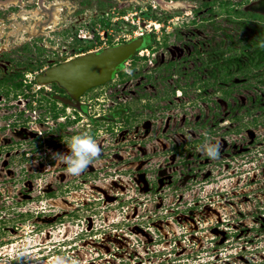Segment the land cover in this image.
Wrapping results in <instances>:
<instances>
[{
	"label": "rangeland",
	"instance_id": "1",
	"mask_svg": "<svg viewBox=\"0 0 264 264\" xmlns=\"http://www.w3.org/2000/svg\"><path fill=\"white\" fill-rule=\"evenodd\" d=\"M32 1L0 0L11 48L0 58L27 66L25 80L50 63L95 51L92 40L74 36L79 27L96 32L97 22L99 29L106 25L111 43L143 33L155 41L131 61V74L116 73L83 91L85 113L51 99L47 83L25 82L16 94L0 88V264H264V128L221 132V117L215 132L199 138L203 130L193 125L199 112L211 98L224 115V100L206 81L183 76L199 62L195 48L203 56L228 41V32L239 45L258 34L253 22L264 28L262 18L220 8L250 0H213L207 20L204 5L190 9L202 0H42L47 8ZM165 19L163 30L158 24ZM17 23L33 36L12 35ZM244 92L251 89L233 91L240 100ZM73 114L77 120L70 121ZM263 119L257 114V123ZM82 134L101 151L73 176L63 157L71 138ZM217 142L220 154L212 159L206 148Z\"/></svg>",
	"mask_w": 264,
	"mask_h": 264
},
{
	"label": "trees",
	"instance_id": "2",
	"mask_svg": "<svg viewBox=\"0 0 264 264\" xmlns=\"http://www.w3.org/2000/svg\"><path fill=\"white\" fill-rule=\"evenodd\" d=\"M89 1L90 0H78V3L80 5H86ZM97 2L98 4L104 3L102 0H98ZM220 5L227 13L233 11L234 14L238 16L246 15L252 17L259 15L260 18L264 19V14H257L241 8L232 10V8H228L224 4ZM257 25L259 24L253 22V27L258 29V34L246 37L245 41L239 45L235 44L232 39V34L228 32L226 33L229 38L228 41L223 44V40L220 39L216 44L206 49L203 56H200V51L197 48L194 49V53L198 54L199 62L195 64L194 68L189 69L186 73L184 72L183 76L190 74L192 77L190 81H195L196 79L201 82L206 81V83L212 86L213 91L216 89L220 91V97L224 100V115H221L223 110H221L219 103L211 98V103L207 105L206 112H199L198 118L193 122V125L201 127L203 130L200 132L199 138L202 136L203 132H215L216 128L220 126L219 121L221 117L224 119V123H222L223 128L220 130L221 132L223 130L227 132H236L241 126H245L247 129L251 126L250 128L252 130H255L258 125L264 128V119L257 123V114L264 115V28L260 26L257 27ZM176 38H179V35H176ZM149 41L148 44L142 45L140 48L150 46V44L155 41L152 34ZM190 57L192 58V56ZM132 58L134 60L138 59L135 55H133ZM174 64V61H169L165 65L171 67ZM130 69H132V67H130ZM201 71L205 73L202 77H200ZM115 72L121 74L122 71L118 69ZM32 81H34V79H32ZM21 83V71L9 73L1 72L0 74V88L4 91V94L8 90L16 94V89L19 90V93H22ZM47 84L50 87V91H47L48 96L54 100L58 99L61 103L63 102L62 104H65L66 101L62 99L59 93L64 90L53 81ZM174 87H177L176 84H174L172 88L174 89ZM244 88H250L251 92H244L243 100H240L238 95L233 93V91ZM36 89L42 90V87H37ZM68 98L66 94V99L68 100ZM32 100L33 99L30 97L27 98L24 105L26 107H31ZM38 106H40V103H38ZM46 107L47 106H43L42 111L47 110ZM47 108H49V106ZM83 110H85V108ZM73 111L78 113L77 109L73 108ZM52 115L54 116L55 113ZM77 116V114H73L70 121L77 120ZM244 116L246 117L245 120H243ZM56 123L64 126L63 121H56ZM254 138H256V136ZM249 141H251V139ZM245 149L247 150V148ZM191 153L194 154L195 152L192 151ZM186 162L188 161L184 158L182 160L183 165L186 164Z\"/></svg>",
	"mask_w": 264,
	"mask_h": 264
},
{
	"label": "water",
	"instance_id": "3",
	"mask_svg": "<svg viewBox=\"0 0 264 264\" xmlns=\"http://www.w3.org/2000/svg\"><path fill=\"white\" fill-rule=\"evenodd\" d=\"M143 40L144 35L140 34L124 42L105 45L99 50L80 53L45 68L34 79L38 83L53 81L67 94L68 103L80 110L78 97L83 91L109 80L120 64L143 45Z\"/></svg>",
	"mask_w": 264,
	"mask_h": 264
},
{
	"label": "flooded vegetation",
	"instance_id": "4",
	"mask_svg": "<svg viewBox=\"0 0 264 264\" xmlns=\"http://www.w3.org/2000/svg\"><path fill=\"white\" fill-rule=\"evenodd\" d=\"M32 2H35L37 5H39V6H41V7H44V8H47L46 7V5L42 2V0L40 1V3L39 2H37L36 0H33ZM57 2H50L49 4H54L52 7L56 10V11H58V12H60L61 13V11H62V6L61 5H55ZM4 4V3H3ZM212 4H213V0H202L201 2H200V4L199 5H196V4H191L193 7L192 8H190V9H195V8H197L198 6H201V5H204V7H205V9H204V11H206V10H208L207 11V13H202L201 14V16H202V18L204 19V20H207L208 19V17H206V16H208V15H211V11H212ZM228 1H226L225 2V5L228 7ZM232 4H234V3H232ZM8 4H6V6H7ZM5 6V7H6ZM4 7V8H5ZM225 7V6H224ZM222 10H224V8L221 6L220 7ZM226 8V7H225ZM236 8H241V9H243V10H248V11H252V12H255V13H257V14H264L263 12H264V0H250L249 2H247L245 5H239V7L237 6ZM20 11H21V9H19ZM255 10H259L260 12H256ZM262 11V12H261ZM16 13V16L18 15H20V17L21 18H26V16L25 15H23V14H20L19 13V11L18 12H15ZM54 12H49V14H47L46 15V22H45V26L47 27V26H49L50 25V23L52 22L51 21V19L52 18H50L51 16H54V14H53ZM226 14H227V12H225ZM11 15H12V17H10L11 19H13V20H16V21H18L17 19H15V17H14V15H13V13H11ZM195 16V15H194ZM197 17L199 16V13H197V15H196ZM14 17V18H13ZM240 17H244V16H240ZM254 17H256V18H260V16L259 15H256V16H254ZM8 18V17H7ZM3 17H0V24H1V22H3ZM167 21H169L168 19H165V20H162V25H161V27L163 28V30H165L166 29V27H167V25L165 26V22H167ZM21 27H25V28H21ZM11 29H12V31H13V33H12V35H15V31H22L23 33L25 32V33H30V37H32L33 36V32H30L31 30L25 25V24H21V23H17V24H15V25H12L11 27H10ZM22 29V30H21ZM18 32V33H19ZM151 33H143V35H144V40H143V45H146V44H148L150 41V39H151V37L149 36ZM3 35H5V32H4V27H2L1 25H0V55L2 54H4V53H6V52H10L11 51V48H8L7 49V47L5 46V43H4V40H5V38H4V36ZM32 35V36H31ZM130 40V39H129ZM15 43V45H19V44H21L20 43V41H18V42H14ZM107 44L106 45H108V44H111V41L109 40V38H107V42H106ZM165 43V42H164ZM41 46H43V44L42 43H39ZM15 45H12V47L14 46V48L16 47ZM26 45V43H24V45L23 46H25ZM26 46H28V45H26ZM105 46V45H104ZM22 47V46H21ZM146 47V46H145ZM38 49H41L39 46H37V50ZM83 53H85V52H83ZM0 59H3L2 57L0 58ZM58 59H61V58H58ZM3 60H5L6 62H4L3 64L5 65V67H4V70L2 71V72H7V73H9V72H19V71H21V81H22V83H21V85L23 86V85H25V82L26 83H28V82H32L33 83V81H32V79H34L35 78V75L37 74H33L32 76V78L31 79H27V80H25V72H27V71H29L30 69H28V67L26 66V67H24L25 65L23 64V65H21V62L20 61H11V60H9V58L8 59H3ZM170 61H172V60H170ZM58 62H60V60H58L56 63H58ZM169 62V61H168ZM7 63V64H6ZM55 64V63H54ZM49 66H51V63L50 64H48V65H46L45 67H44V69L45 68H47V67H49ZM120 66H121V64H120ZM119 66V67H120ZM42 72V71H41ZM112 77V76H111ZM35 80V79H34ZM48 91H50V87L48 86ZM60 94H61V96H62V99L64 100V101H66V103L65 104H68V100L66 99V93L64 92V91H60L59 92ZM78 101H79V105H80V110L79 111H83V112H85V110H83L84 108H85V104L79 99V97H78ZM63 103V102H62ZM70 105V104H69ZM82 112V113H83ZM110 114V113H109Z\"/></svg>",
	"mask_w": 264,
	"mask_h": 264
},
{
	"label": "clouds",
	"instance_id": "5",
	"mask_svg": "<svg viewBox=\"0 0 264 264\" xmlns=\"http://www.w3.org/2000/svg\"><path fill=\"white\" fill-rule=\"evenodd\" d=\"M129 74H131L130 71ZM67 147L70 149V154L63 157V162L67 166V173L73 176L85 171L101 151L97 142L87 134L73 136ZM219 154L220 144L218 142L207 146L206 155L208 157L215 159L219 157Z\"/></svg>",
	"mask_w": 264,
	"mask_h": 264
},
{
	"label": "built area",
	"instance_id": "6",
	"mask_svg": "<svg viewBox=\"0 0 264 264\" xmlns=\"http://www.w3.org/2000/svg\"><path fill=\"white\" fill-rule=\"evenodd\" d=\"M79 16L80 15L78 13L77 17H79ZM107 22L109 23V21H107ZM158 25H162V24H158ZM99 26H100V24H99V22H97L96 32L90 31V30L83 31V27H79V28H77L78 32L74 36H76L77 38H87V40H89V41L92 40L93 41V47L90 48L89 50H99L101 47H103L104 45L107 44L106 42H107V37H108V35L106 33V28H105L106 25H104L102 29H99ZM95 37H97V38L95 39ZM144 48H146V47H144ZM142 53H143L142 48H139L136 50L134 55L136 57H138L137 55H139L140 56V57H138V59H139L143 55ZM132 60H133V58L130 57V58L124 60L123 63H121V66L119 67V69L122 71V73H124V74L129 73ZM126 64H128L129 66H127ZM116 73L117 72L113 73V75ZM24 75L27 76V73H25Z\"/></svg>",
	"mask_w": 264,
	"mask_h": 264
}]
</instances>
